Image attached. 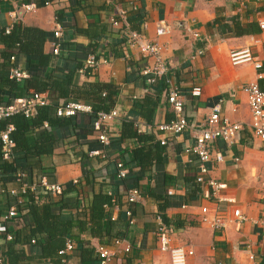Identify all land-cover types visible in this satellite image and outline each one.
Here are the masks:
<instances>
[{
    "label": "crops",
    "instance_id": "0c3cea01",
    "mask_svg": "<svg viewBox=\"0 0 264 264\" xmlns=\"http://www.w3.org/2000/svg\"><path fill=\"white\" fill-rule=\"evenodd\" d=\"M110 1L111 4H107L106 0H0L2 78L8 76V80L11 79V67L18 68L26 78L30 75L44 77L67 73L75 67L76 62L72 58L76 56L78 60H83L85 55L81 49L95 43L93 55L106 57L110 63L101 65L95 71L90 70L88 76L76 74L75 84L103 83L116 87L118 95L112 110L119 113L118 118L106 125L110 138L108 147L98 142L90 115L78 114L74 118L76 127L49 128L57 138L56 150L50 156L31 160V168L25 171L28 178L9 180L0 171V231L5 229L13 237L7 241L0 236V250L12 244L22 251V264H53L39 257L36 238L27 243L28 226L33 224V218L25 204L17 206L16 218L3 221L9 208L16 204L10 192L20 189L30 180L37 182L44 177L49 183L58 185L78 180L76 188L86 206L98 193L106 194L115 201L106 208V215L112 222L111 237L100 240L82 234L80 237L88 247L93 250L99 244L110 247L115 252L113 264H127L126 259L131 264H170L169 255L160 252L157 247L155 217L159 213L158 201L145 195L135 205H129L126 188L116 177L117 163H123L126 154L138 146L135 140H126L119 149L114 147L119 139L122 119L130 114L135 101H143L153 94L137 78L141 67L139 51L137 48H126L123 53L120 29L111 25L115 5L126 11L132 30L159 44L161 54L170 67V79L184 96V114L191 127L180 135L166 136L167 144L161 161L152 165L140 184L144 193L153 188L156 192L165 193L169 206L164 215L172 228V246L186 245L193 249L194 255L187 264H264V227L258 223L264 216V142L251 134L248 96L241 90L244 85L258 83L264 91V31L259 28V22L264 21V0ZM46 2L50 5L45 6ZM30 3L36 4L34 11L23 13L20 19L11 16ZM216 20L218 23L214 24ZM161 22L169 32L157 37L156 30ZM235 23L242 29L250 25H255V28L249 34L236 36L233 34ZM16 24L46 33L42 49L43 55L48 56L46 67L39 66L36 60H28L22 53H16L14 61L5 59L9 50L2 39L5 30H11ZM58 24L62 33L60 53L53 55L51 43ZM195 33L198 38L193 37ZM244 48H248L262 64L259 70L250 63L237 66L230 63L229 54ZM199 51L202 52L200 56L197 55ZM194 87L201 88L202 94L198 98L190 96L189 92ZM12 93L9 86L0 80V106L10 100ZM218 102L221 103V116L242 127L234 144L227 146L215 141L210 147L209 177L224 185L220 195L232 199L233 203L211 198L209 188L195 181L199 161L190 152L196 129ZM173 117L162 94L152 125L168 122ZM145 131L148 133L151 130ZM151 136L159 142L155 135ZM218 157H221L220 161ZM86 173L89 174L87 179ZM48 196L55 201L59 198ZM74 196L71 194V197ZM202 207L217 209L224 216L226 227L214 230L208 222H203ZM236 209L247 217L246 222L235 223L233 211ZM127 211L132 213L131 225L125 216ZM63 214L74 215L75 210ZM17 232L21 233L22 242L16 245ZM117 233L121 238L114 236ZM116 239H122L119 246L114 243ZM125 246L130 247L128 253L123 252ZM64 255H67L64 264H97L94 253L92 258L96 262L82 263L76 244L71 252Z\"/></svg>",
    "mask_w": 264,
    "mask_h": 264
},
{
    "label": "trees",
    "instance_id": "16d2710c",
    "mask_svg": "<svg viewBox=\"0 0 264 264\" xmlns=\"http://www.w3.org/2000/svg\"><path fill=\"white\" fill-rule=\"evenodd\" d=\"M138 17L140 18L141 16ZM128 23L130 26L129 20ZM216 23H218L217 20L214 21V24ZM235 28L233 34L242 36L254 31L255 25L242 29L239 24L235 23ZM130 30H132L131 27ZM45 36L46 33L39 29L22 27L19 24L14 25L9 33H5V37L2 39L9 50L5 59L11 60V57L16 56V53H22L28 57V60H36L39 66L46 67L48 56L42 53ZM124 43L125 41L122 39L120 43L122 49L124 48ZM95 50V43L88 45L85 49H81L85 55L84 59L78 60L74 56L72 58L76 62L74 69L68 70L67 73L60 72L58 76L52 74L44 77L30 75L26 79L17 81L11 76V79L8 80V76L7 78H2L0 75L1 82L8 85L10 90L13 91L10 100L5 105H9L13 100L23 98L31 93L47 94L48 100L50 99L48 105L37 107L36 113L32 117L27 118L22 114H17L0 120V133L9 125L13 127L10 135L14 142V148L12 149L13 158L9 161L4 160L2 157V144L0 141V171L6 176V179H15L14 174L17 171H29L31 160L39 159L41 156H50L54 153L57 138L49 131V128H63L71 125L76 127L74 122L76 116H56V109L60 100L66 103L78 102L91 106V122H93L98 112L108 113L114 108L118 95L116 87L103 83L76 85L74 81L77 71L83 68L84 61L89 55H93ZM89 74L90 69H86L84 75L88 76ZM169 77L170 74L167 77L157 79L153 85H147L146 78L141 77L139 72H137V78L143 82L145 88L152 91L153 95L146 97L143 101L134 102L130 114L122 119L119 139L116 145L114 144V147L119 149L126 140H135L138 143V146L131 149L123 160V164L129 168L127 177L120 180L126 191L130 189L141 191L140 184L146 178L145 173L153 164L161 161L163 156L164 146L154 141L151 133H137L134 130V123L139 118L146 125H152V118L159 99L167 89L166 78ZM258 86L260 88V84ZM44 124H47V127H44ZM88 175V173L85 174V179H87ZM61 186L62 193L56 201L51 200L48 195L27 193L25 207L33 218V224L28 226L27 243L30 244L31 240L36 238L35 244L39 247L40 258L47 259L53 264H64L67 255H60L59 252L65 249L67 242H70L73 249L74 244L77 245L82 263L90 261L94 263L95 260L92 258L94 250L88 247L80 236L87 234L100 240L111 237L112 222L106 215V208L114 204L112 198L103 193L94 194L90 205L86 206L80 191L72 182ZM71 194H75V196L71 197ZM141 194L143 197L146 195L158 201V212L161 213L164 223L168 225L164 212L168 208L169 202L165 193L156 192V189L154 190L153 188L147 193L141 191ZM72 210H75L74 215L63 214ZM6 235L7 231L5 229L0 231L2 238L5 239ZM114 236L121 238L120 233ZM20 237L21 233H15L14 243L16 245L21 244ZM21 254L22 251L15 249L12 244H8L0 250V255L8 264H22ZM126 262L131 264L129 259H126Z\"/></svg>",
    "mask_w": 264,
    "mask_h": 264
},
{
    "label": "built area",
    "instance_id": "2783aa9c",
    "mask_svg": "<svg viewBox=\"0 0 264 264\" xmlns=\"http://www.w3.org/2000/svg\"><path fill=\"white\" fill-rule=\"evenodd\" d=\"M107 4H111L110 0H106ZM50 5L49 2L45 3V6ZM36 4L30 3L23 5L18 13H13L11 16L15 19H20L23 13L32 12L36 9ZM114 14L110 20L113 27L120 29V34L124 43V51L126 48H137L141 55V67L139 69V75L146 78L147 85H153L157 79L167 77L169 75L170 67L164 60L161 54V48L157 42L149 41L144 35L130 30L128 23V16L124 9L114 5ZM259 28L264 31V21L259 22ZM10 29H6L5 33H9ZM169 30L166 25L161 22L156 30V36L161 37L168 34ZM60 25H56L53 32V42L51 43L52 54L59 55L60 53V38H61ZM194 38H198V34H193ZM198 56L202 55V52L197 53ZM15 60V56L11 57V61ZM229 61L233 66H237L244 63H250L256 70L262 67V64L257 61L250 53L248 48H244L239 51H232L229 54ZM110 60L106 57H100L96 55H89L83 63V68L77 71V74L84 76V71L90 69L95 71L101 65H107ZM11 78L17 81L23 80L25 74L21 73L18 68L12 67L10 70ZM167 89L164 92L166 103L169 105L173 119L168 122H162L156 126L146 125L137 119L134 123V130L139 134L147 133L145 129H149L148 133H151L158 138L160 145L165 146L166 136L180 135L183 132L190 129V124L184 114V96L178 86L174 85L169 78H166ZM241 90L248 96V105L251 114L250 128L251 134L254 138L264 142V92L259 88L257 83H250L241 87ZM190 96L198 98L201 96V88L194 87L190 90ZM49 104L48 98L44 94L31 93L23 98L13 100L9 105L0 106V120L7 119L13 115L22 114L29 118L35 115L37 107L46 106ZM221 103L218 102L211 107L209 115L205 119L204 123L196 129L195 141L190 149V152L194 154L199 163L197 166V177L195 181L198 184L207 186L210 190V197L217 199L220 202L233 203L232 199L222 198L220 195L224 185L218 183L216 180L209 177L208 164L211 162L210 147L213 142L221 141L227 146L234 144L239 136L242 127L238 123H232L226 118L221 116ZM78 114L92 115V108L89 105L78 102H65L59 101V106L56 109V116L58 117H75ZM119 117L117 110H112L108 113L98 112L92 122V129L97 133V140L103 147L110 145V138L106 129L108 122ZM47 127V124H44ZM13 131L11 125L0 133V141L2 144V157L4 160L9 161L13 158L12 149L14 148V142L10 135ZM95 154V153H92ZM221 160V157H218ZM117 173L116 177L121 180L125 179L129 174V168L122 162H118L116 165ZM15 180H23L28 178L25 171H17L15 174ZM73 185L78 186L79 181H71ZM31 192L35 195L43 194L50 196H59L62 193V186L56 183H49L44 177L39 181H29L24 183L18 190H12L10 194L15 198L16 204L9 208L7 215L3 218V221L13 220L18 216L17 206H23L26 203V195ZM127 203L129 205H135L143 198L141 191L138 189H130L126 191ZM168 195H171L168 192ZM113 203L115 202L112 199ZM126 218L128 224L133 223L131 211L126 212ZM233 217L235 223L242 224L247 221V217L239 210L233 211ZM156 228V241L158 250L162 253H167L170 258V264H187L188 259L194 255V251L190 246H172V228L166 225L158 213L155 217ZM201 220L208 222L210 227L214 230L224 229L226 227V220L224 216L217 209H209L207 207L201 208ZM258 223L264 227V216L259 219ZM1 230V229H0ZM5 239L11 241L13 237L7 233ZM34 243V241H32ZM115 244L118 246L122 243V239H116ZM73 246L70 242H67L65 249L60 251V255H64L67 252H71ZM129 246L123 248L124 253H128ZM95 259L97 264H113L115 252L111 250L105 244H99L94 249ZM0 264H8L0 255Z\"/></svg>",
    "mask_w": 264,
    "mask_h": 264
}]
</instances>
